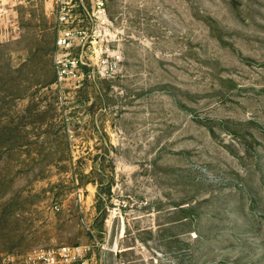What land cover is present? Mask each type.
<instances>
[{
	"label": "rangeland",
	"instance_id": "374dc122",
	"mask_svg": "<svg viewBox=\"0 0 264 264\" xmlns=\"http://www.w3.org/2000/svg\"><path fill=\"white\" fill-rule=\"evenodd\" d=\"M61 246L264 264V0H0V264Z\"/></svg>",
	"mask_w": 264,
	"mask_h": 264
},
{
	"label": "built area",
	"instance_id": "2783aa9c",
	"mask_svg": "<svg viewBox=\"0 0 264 264\" xmlns=\"http://www.w3.org/2000/svg\"><path fill=\"white\" fill-rule=\"evenodd\" d=\"M101 5L102 2L99 1V6ZM99 12H101L100 7ZM74 38L75 33L73 31L64 30L57 36L56 45L60 47H68L71 40ZM64 72V69H61L58 73L59 77H61ZM80 253V247L61 246L57 249L52 248L46 251L33 250L27 255V259L30 261H41L44 264H67L75 260Z\"/></svg>",
	"mask_w": 264,
	"mask_h": 264
}]
</instances>
